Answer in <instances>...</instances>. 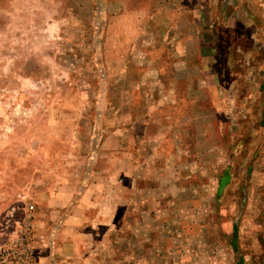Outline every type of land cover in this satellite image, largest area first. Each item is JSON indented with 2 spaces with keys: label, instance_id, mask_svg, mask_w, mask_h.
<instances>
[{
  "label": "rangeland",
  "instance_id": "374dc122",
  "mask_svg": "<svg viewBox=\"0 0 264 264\" xmlns=\"http://www.w3.org/2000/svg\"><path fill=\"white\" fill-rule=\"evenodd\" d=\"M261 2L260 8L252 1L257 13L252 29L248 13L231 14L238 11L235 2L223 13L224 0H215L212 14L200 8L207 0H0V202L35 203L29 193L32 171L51 164L46 153L55 154L52 161L61 169L60 154L79 148L78 141L70 143L77 134L62 119L80 116L86 104L92 117L95 105L99 113L103 107L106 112V102L128 98V93L118 97L131 84L125 72H144L150 78L145 93L150 94L136 90L132 99L138 104L145 100L149 116L183 117L187 127L181 128L180 159L167 160L166 145L157 163L152 160L139 170V189L120 192L134 203L95 264H264ZM194 3L200 15L193 14ZM176 38L193 40V65L184 53L188 69L178 79L168 69L174 49L153 47ZM194 38L200 46L194 47ZM114 41L131 42L130 47L136 46L132 52L143 45L150 61L114 63ZM159 67L167 79L160 77ZM174 85L181 93L180 110L169 113L160 104L175 97H164L162 86L169 90ZM190 86L199 97L189 96ZM210 90L219 108L225 90L230 91L228 100L236 110H209L214 103ZM158 138L149 137L147 143L156 153Z\"/></svg>",
  "mask_w": 264,
  "mask_h": 264
},
{
  "label": "crops",
  "instance_id": "0c3cea01",
  "mask_svg": "<svg viewBox=\"0 0 264 264\" xmlns=\"http://www.w3.org/2000/svg\"><path fill=\"white\" fill-rule=\"evenodd\" d=\"M207 1H210V3L202 5L200 8L207 11H203V13L212 14L215 10V0L213 2L212 0ZM252 1L255 0H224L223 13L226 10L227 14L231 10L232 3L235 2L233 3L234 8H238V11H233L231 14L248 13V17L253 21L252 29H254L257 13L253 9L254 4ZM257 1L261 8V1L263 0ZM216 7L219 8V5L216 4ZM202 9H199L195 4L193 14L200 15ZM219 11L220 8L217 13ZM142 12L145 15L151 14L145 10ZM126 13L130 12L126 11L123 14ZM200 29V25L196 21L194 23L196 35L200 33ZM179 31L181 30L179 29ZM115 32H120L119 27ZM130 43L129 41H126V43L125 41L123 43L119 41L111 43V57L114 58L112 61L117 64L123 60L125 64H147L150 57H146V50L143 45L142 47L139 46V49L135 50L136 52H132L131 50L136 46L130 47ZM192 44L193 40L176 38L173 42H158L153 47L161 48V46H165L166 49H174L169 52L168 59L171 62L168 64L171 66L168 69L173 72L174 78L178 79L177 77L182 71L188 69L186 66L183 67V62L185 64L189 63V58L186 55L184 56V53L190 54L193 65ZM197 46H200L199 42L194 38V47ZM188 48L191 50L188 51ZM140 52L143 54L139 55ZM136 55L141 57L137 62L135 61ZM214 62L212 61V63ZM161 64L165 63L162 62ZM125 73L126 79L130 80L131 84L126 87V91L123 90L118 93V97L120 94L128 93L126 100L119 97V99H122L119 103L106 102V112H104L103 107V113H99L95 105L94 117L89 113L90 107L86 104L84 111H82L84 113L78 116L79 119L77 116L62 119V122L65 121L64 125L71 126L69 128L77 134L76 138L72 137L70 139V143L72 140V144H75L76 141L80 144L79 148L60 154L61 169L57 167V161H52V159H56L55 154L48 151L45 159H47L48 164H51L47 168L37 166L32 171L29 193L31 199L35 202L33 203L35 208L32 224L39 263L95 264L98 257L106 249V242L108 240L111 242L113 235L119 229L118 224L122 223L128 208L134 203V200L130 199L129 196L127 197V195L121 198L120 192H129L138 187L136 183L140 179L138 178L140 175L139 170L148 167L152 160L157 163L162 152L167 150L166 145L170 147L167 160L174 159L178 161L180 159L177 147L182 143L181 128L187 127V125H182L183 117H178L175 114L163 116L155 113L151 116L147 115L146 112L149 113L151 109L146 107L145 100L142 101V104H138L132 99L131 93L135 96L136 90H141L143 95H149L150 91L145 93L144 83L146 85L150 78L144 72L139 75L130 72ZM158 73L160 77L167 79V74L161 67H159ZM169 78L172 79V77ZM191 82L193 83L192 76ZM233 85V87H237L239 83L237 86ZM191 86L189 96L195 98L197 94L199 97V90L197 89L196 92L194 88L193 93ZM165 88L162 86V89H164L162 93H167L164 97L174 96L175 98H171V101H169L163 97L165 102L161 103L160 107H165L169 113L172 109L179 111L180 108L176 105L177 96L181 95L180 91L177 90L175 85L169 90ZM208 94L214 97L212 98L214 102L212 109L209 110H226L228 112V110L236 108L232 107L235 102L230 103L228 100V97L231 96L230 91L225 90L223 94L224 105H222V108L218 107L220 105L218 104L219 99L215 100V90L214 92L210 90ZM97 106L101 105L98 103ZM157 109H159V106L156 107V111ZM50 124L53 126L57 122L52 121ZM54 130L51 131L54 132ZM65 130L68 129L62 130L64 135H66V132L69 133ZM149 137H159L157 141L159 142L158 153L155 151L156 148L154 149L151 145V147L148 146ZM89 143L92 144V147H89ZM147 149L149 155L144 153ZM56 155L58 156V154ZM175 171L176 169H174ZM18 202L19 204L14 202L10 206H8L9 203L4 205L6 201L1 200L0 202V206L3 207L2 210L0 209V245L11 237L18 225L25 220L30 212L29 206L32 201L22 202V200H19Z\"/></svg>",
  "mask_w": 264,
  "mask_h": 264
},
{
  "label": "built area",
  "instance_id": "2783aa9c",
  "mask_svg": "<svg viewBox=\"0 0 264 264\" xmlns=\"http://www.w3.org/2000/svg\"><path fill=\"white\" fill-rule=\"evenodd\" d=\"M34 205L25 220L8 240L0 245V264H40L36 255V239L32 216Z\"/></svg>",
  "mask_w": 264,
  "mask_h": 264
}]
</instances>
